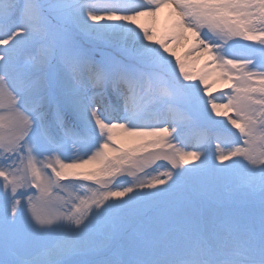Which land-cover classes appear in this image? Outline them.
<instances>
[{
	"label": "snow or ice",
	"instance_id": "snow-or-ice-1",
	"mask_svg": "<svg viewBox=\"0 0 264 264\" xmlns=\"http://www.w3.org/2000/svg\"><path fill=\"white\" fill-rule=\"evenodd\" d=\"M0 264H264V0H0Z\"/></svg>",
	"mask_w": 264,
	"mask_h": 264
},
{
	"label": "bare ground",
	"instance_id": "bare-ground-1",
	"mask_svg": "<svg viewBox=\"0 0 264 264\" xmlns=\"http://www.w3.org/2000/svg\"><path fill=\"white\" fill-rule=\"evenodd\" d=\"M150 20H151V22H150ZM161 21L164 22V27L169 32L170 28H171V21L169 19V9H167V8L162 9L161 12L159 13L158 18L155 20H152L150 18L148 19V22L153 23L154 26L155 25L158 26L159 23H161ZM170 46L173 47L174 50H176L177 52H179L183 49L191 48L190 42L184 41V40L177 41L176 43H174ZM189 60H191L190 62L192 64V66H194L196 69H198L201 74L203 72H210L211 73L208 77V83L212 85L213 91H218L219 89L225 88V86L223 84L224 81L219 78V72L218 71H212V68H214L215 66L205 67L206 63H209V61L205 57V55L201 57L200 53L191 52V54L189 55Z\"/></svg>",
	"mask_w": 264,
	"mask_h": 264
},
{
	"label": "rangeland",
	"instance_id": "rangeland-1",
	"mask_svg": "<svg viewBox=\"0 0 264 264\" xmlns=\"http://www.w3.org/2000/svg\"><path fill=\"white\" fill-rule=\"evenodd\" d=\"M148 19H149V18H142V19L140 20V23H142L144 26L149 27V28L155 27V29H156V31H157V33H158L159 35H163V34H165V33L168 32L167 29L164 27V22L161 21V23H159L158 26H157V25L154 26L153 23H150L151 20H150V22H148ZM190 51H191V48L183 49V50L177 52V54L180 55L181 58L184 59V60L186 61V63L189 65L190 70H191L195 75H200V74H201L200 71H199L198 69H196L194 66H192V64H191V62H190L191 60H189V54H188V53H190ZM205 57H206V58L208 59V61H209V58L207 57V55H205ZM223 84H224V86H225L224 89H219L218 91H213L212 88H211V92H212V94H214V95H219V93H220L221 91H226V90H227V87H226L225 82H224ZM158 163H162V162H158Z\"/></svg>",
	"mask_w": 264,
	"mask_h": 264
}]
</instances>
